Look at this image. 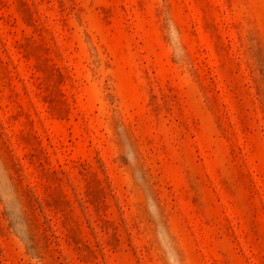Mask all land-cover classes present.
Wrapping results in <instances>:
<instances>
[{
  "label": "rangeland",
  "instance_id": "rangeland-1",
  "mask_svg": "<svg viewBox=\"0 0 264 264\" xmlns=\"http://www.w3.org/2000/svg\"><path fill=\"white\" fill-rule=\"evenodd\" d=\"M0 264H264V0H0Z\"/></svg>",
  "mask_w": 264,
  "mask_h": 264
}]
</instances>
